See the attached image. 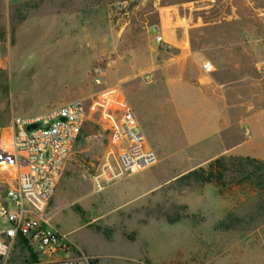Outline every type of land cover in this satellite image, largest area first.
<instances>
[{
  "label": "rangeland",
  "instance_id": "obj_1",
  "mask_svg": "<svg viewBox=\"0 0 264 264\" xmlns=\"http://www.w3.org/2000/svg\"><path fill=\"white\" fill-rule=\"evenodd\" d=\"M184 44L214 60L239 58L241 84L253 82L256 96L241 91V111L264 128V0H0V134L15 116L85 106L45 218L92 264H264V186L241 180L232 157L223 185L202 183L190 173L208 164H193L182 135L160 132L153 166L95 184L111 144L106 118L123 104L135 111ZM257 136L243 124L240 140ZM33 262L16 244L7 264Z\"/></svg>",
  "mask_w": 264,
  "mask_h": 264
},
{
  "label": "built area",
  "instance_id": "obj_2",
  "mask_svg": "<svg viewBox=\"0 0 264 264\" xmlns=\"http://www.w3.org/2000/svg\"><path fill=\"white\" fill-rule=\"evenodd\" d=\"M152 33L156 44L164 43L159 26H153ZM202 70L211 72V63L205 62ZM257 70L264 74V62ZM102 81L101 75L95 77L96 83ZM115 111L116 117L105 120L111 144L94 178L99 188L102 182L138 174L156 163V154L144 145L134 110L123 104ZM85 117L83 102L73 100L42 113L15 116L6 136L0 134V264H7L18 243L35 255L33 264H92L45 218Z\"/></svg>",
  "mask_w": 264,
  "mask_h": 264
},
{
  "label": "crops",
  "instance_id": "obj_3",
  "mask_svg": "<svg viewBox=\"0 0 264 264\" xmlns=\"http://www.w3.org/2000/svg\"><path fill=\"white\" fill-rule=\"evenodd\" d=\"M32 1L6 0L10 5ZM181 54L183 59L167 68V73L157 77L151 87H145L141 104H135L136 125L145 147L154 153L163 147L159 133L164 132L167 141L183 136L184 149L194 165H206L224 157L264 161V128L257 114L246 115L241 111V91L250 90L251 97L256 96L253 82L246 87L241 84L239 58L232 54L231 58L214 60L186 44L181 46ZM205 62L212 65L209 73L202 70ZM246 123L258 133L255 142L240 140L241 128ZM248 128L246 131L250 133Z\"/></svg>",
  "mask_w": 264,
  "mask_h": 264
},
{
  "label": "trees",
  "instance_id": "obj_4",
  "mask_svg": "<svg viewBox=\"0 0 264 264\" xmlns=\"http://www.w3.org/2000/svg\"><path fill=\"white\" fill-rule=\"evenodd\" d=\"M78 140V139H77ZM231 167L235 168V173L240 179L251 180L256 186H264V161H259L249 157H234L229 159ZM224 158H218L208 164L206 169L200 168L190 175L202 183H215L223 185L224 172L228 170ZM17 245H20L18 243ZM31 253L33 261L36 260L35 255Z\"/></svg>",
  "mask_w": 264,
  "mask_h": 264
},
{
  "label": "water",
  "instance_id": "obj_5",
  "mask_svg": "<svg viewBox=\"0 0 264 264\" xmlns=\"http://www.w3.org/2000/svg\"><path fill=\"white\" fill-rule=\"evenodd\" d=\"M30 127L33 128V127H35V126H30ZM30 127H29V128H30ZM29 128H28V129H29Z\"/></svg>",
  "mask_w": 264,
  "mask_h": 264
}]
</instances>
